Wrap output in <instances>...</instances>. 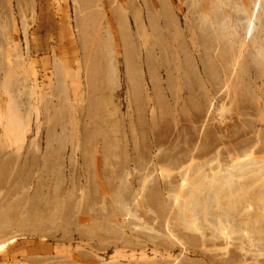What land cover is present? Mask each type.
Segmentation results:
<instances>
[{
    "label": "rangeland",
    "instance_id": "rangeland-1",
    "mask_svg": "<svg viewBox=\"0 0 264 264\" xmlns=\"http://www.w3.org/2000/svg\"><path fill=\"white\" fill-rule=\"evenodd\" d=\"M183 2L0 0L5 37L11 39L8 67L25 78L31 92L22 94L19 127L7 113V93L0 92V229L43 234L18 239L0 251V263L35 264L37 256L43 259L39 264H264V113L244 108L253 88H263L264 99L261 82L243 80L236 91L243 105L232 102L239 107L233 105L232 119L222 122L232 124L233 153L254 152L232 167V203L224 189L218 198L223 203L218 206L213 199L210 205H215L205 208L214 188L203 187L201 205L191 210L183 197L187 186H194L190 158L178 167H160L161 153L176 157L184 146L187 150L182 124L195 126L190 130L196 141L190 144L193 152L199 149L202 128L218 124L216 118L193 124L169 112L174 88L166 82L167 22L173 19L187 34L191 13ZM139 30L146 34H137ZM15 44L23 56L19 67L12 65ZM187 59L183 65L191 68ZM5 60L6 67L10 60ZM155 81L164 96L155 93ZM218 88L219 94L225 90ZM152 111L156 119L150 117ZM145 147H150L151 163L141 158ZM223 147L216 144L205 156L196 152L194 160L213 159ZM34 203L37 209L26 211Z\"/></svg>",
    "mask_w": 264,
    "mask_h": 264
},
{
    "label": "bare ground",
    "instance_id": "bare-ground-1",
    "mask_svg": "<svg viewBox=\"0 0 264 264\" xmlns=\"http://www.w3.org/2000/svg\"><path fill=\"white\" fill-rule=\"evenodd\" d=\"M205 1L206 2H204L203 0H184V2H185V3L183 2L184 4H186V2H187L188 13L189 14L191 13V17L189 16V18H188L189 21L186 22V24H187L186 27H188L187 34L185 33L184 30H182L181 28H178L176 26V24H175L176 22H174L173 19L171 21L169 20L170 22H167V24L169 23L168 26L169 25L171 26V30L169 31V34H166L165 48H164V51H165L164 54H165L166 60H167V66L165 67V71L167 73V81L166 82L168 83L169 88H172V87L174 88V91H172L171 95H169V97L172 96L171 98L173 100V101L171 100L172 106H170L171 109L169 110V112L172 115L176 116V119L178 117H180V118L184 117L185 122L187 121L189 123H193L194 121L204 122L206 120L208 121L211 118H216V120L218 122L217 125H211V124L208 125L207 124L204 128H202V131H201L202 132V135H201L202 141L200 142L199 149H197V151H196V152H198L199 156H205L208 152L209 153H210V151L212 152L215 149L216 144L217 145L218 144L224 145L222 150L221 149L215 150L213 159L203 160L205 158H202V160H200V161L197 160V162H196L194 160V157H193V154L195 155L196 152H193L192 150H194V149L190 146V144H193L192 142L195 138L194 131L192 132L190 130H192V127L194 130H196V129L194 128L195 126L192 124H188L189 126L185 127L186 123H184V124H182L181 129H183V131H181V132H183V134H184L183 139L185 141L184 143H186V146H188L187 150L185 149L186 147L184 146L181 149L182 152L180 153V155L179 156L176 155V157H175L174 153H173L174 154V156H173L172 154L171 155L166 154V152H164V153L158 152V153H161L159 160L161 163L160 167L163 169L165 167L168 169L170 167L173 168V167L181 166L182 165L181 162L185 161L184 158H186V157L190 158L189 159L190 160V166H192V167H189V168H190V170L193 171V173H195V174H192L193 175L192 177H194V178L193 179L191 178L190 182L193 181L194 186L188 185L189 180L187 178H185L187 173L184 175L183 174H181V175H182V180L186 181L188 183L187 184L188 186H187L185 192H183V193H185V195L183 194V197L186 198V204L185 205H187V204L191 205V210L193 208H196L195 206L201 205L202 202H201V199L199 198L200 197L199 192H201V190L203 191V187H205V188L213 187L214 188V195H210L209 197L206 195L208 197V199L205 202L206 204L203 205L205 208L209 207L210 202H211V204L213 203L212 202L213 199L218 200V198H220L221 196L223 197V195H221V196L219 195V191H222L224 189L226 192H228L227 194L226 193L224 194V196H226V198H227V201L231 200L230 199L231 197L228 194L232 193V167L237 163L236 160L238 158L244 157L247 155H251L252 153L254 154V152H252L251 150H246V149H245L246 151L245 150L243 151L241 149L240 151L241 152L243 151L241 156L238 154L239 151H237L236 153H233V151H232V124L228 125L229 124L228 123L227 125L223 126L222 122H224L223 120L226 117L232 119V109L235 110L234 107H237L238 105H240V106L243 105L240 103V101H242L240 94L238 92H236L240 88V85L242 84L243 80H245V81H246V79L248 81L253 80V84H254V82L256 84V82L258 80L259 82H261L260 83L261 87L264 85V12H263L264 0H205ZM167 3H169V2L167 1ZM162 4H164V1H162ZM165 4H166V2H165ZM117 10H118V13L124 15L122 9L119 10V8H118ZM170 10L171 9L169 6V11ZM167 11H168V9L166 10V12ZM169 11L167 14H169ZM120 14H118V15L120 16ZM170 14H171V11H170ZM8 15H9V13H8ZM172 15H175V14H171V17H172ZM11 18H12V16H11ZM121 18H122V16H121ZM121 18L119 17L118 19H121ZM169 19H171V18H169ZM2 20L0 18V89H1L0 92L4 91L5 93H7L6 94L7 95V101H6L7 104H5L6 110H7V113L11 117L12 116L15 117V120H17L16 121L17 122L16 125H17L18 122L23 123V121H24V119H23V121H22V119H20V117H22L23 115L20 112L19 113L22 116L18 113V111L23 110V109L19 108V107H22L24 105V104H22L21 106L19 105V103L21 102V99H22V94L30 95L31 92L29 93L28 92L29 90L26 89L27 84L25 83V81H26L25 78L23 76H19L21 74L18 75V73H16V71H15L16 69H14L12 67H8V65L11 66V59L8 58L9 54H10L9 53V51H10L9 47L11 45V42H10L11 39H9L10 41H8V38L6 39V37H5V35H7L5 32L6 26L4 24H2ZM123 20H125V19H123ZM7 29H9V28H7ZM22 31H23V29H22ZM141 32L144 35L146 34L145 31L143 32V30H141ZM141 32L139 30V33L137 32V34H141V36H143ZM142 39H143V37H142ZM245 41H246V45H245L246 47L244 49H242L241 48V47H243L242 44H244L243 42H245ZM249 41H251L250 43L254 44L253 48L250 47L251 44L249 43ZM108 43H110V42L108 41ZM6 44H7V46H6ZM18 46L15 44L14 48H12L15 50V52H14V50H13V52H14V57L16 58V60H14V59L12 60L13 61L12 62L13 67H19L22 64L21 61H22L23 56H22V53L20 52V48H18ZM5 59L10 60V62H7V66H6L7 68L4 66V62H2L3 60L6 61ZM186 59L188 61V64L190 63V66H192L191 68H188V67L183 65V62ZM53 65L55 66L54 63H53ZM10 68H12V69H10ZM233 69L235 70L234 74H232ZM251 71H254V73L253 72L251 73ZM115 72H116V67H114V64H113L111 66V71L109 74L110 76H108V77L112 78L111 80H114ZM55 73L58 74L59 71L56 70ZM22 75H24V74H22ZM153 76L155 78V75H153ZM251 82L249 84H251ZM155 83H156V81H155ZM219 85H221L222 87L223 86L225 87V90L223 92H221V94H219L220 93L219 88H218ZM154 86H155V84H154ZM157 86H156L157 88L155 89L157 91L155 93L160 94V96L163 95L164 93L161 94V90H163V89H162V85L160 84V82H159V84H157ZM159 87H161V88H159ZM221 89H224V88H221ZM262 89L259 91V87H257V88H253L254 91L253 90L250 91V93H251L250 99H252V100L249 101L250 102L249 105L246 104V107H244V108H246V112H249V111L252 112L253 111L257 114L259 113L260 115H263V113H264V99H263ZM171 90H169V91H171ZM63 92H62V94H63ZM240 93H242V92H240ZM158 94H157V96H158ZM260 98H262V101H260ZM61 101H63V100H61ZM237 101H238L237 106H236V104L235 105L232 104V102L234 103ZM233 105H234V107H233ZM24 108H25V106H24ZM168 109L169 108H167V110ZM165 111H166V109H165ZM165 111H164V113H165ZM9 115H7V117ZM154 115H153V111H152V114L150 117H152L153 119H156V117ZM97 116H99V115H97ZM27 117H28V115H27ZM18 118L21 120V122L18 120ZM7 119H10V118H7ZM172 121H173V118H172ZM6 122H8V120ZM176 125H177V123H176ZM19 126L20 125L18 124V127ZM180 126H181V124H180ZM177 131H179V129ZM18 132L19 131H17V133ZM201 132H199V133L201 134ZM141 133H142V131H141ZM178 134H179V132H178ZM15 138L16 137H14V139ZM166 139H164L162 137L163 142H166ZM159 140H160L159 137L155 138V140H154L155 145L158 144ZM168 140H169V138H168ZM180 141H182V138L180 139ZM175 144H177V143H175ZM2 145H3V143H2ZM164 145H162V147ZM147 146H149V144ZM160 146H161V144L157 148H160ZM174 147L176 148V145ZM149 148L150 147H148V149H147L145 147L146 151L143 150L142 154H141V156H142L141 158H143V160L145 162H147V160H148L147 159L148 158L147 157V152H148L147 150H149ZM163 148L166 150L168 147L167 148L163 147ZM164 149H163V151H164ZM138 153H140V152H138ZM232 154H234L235 156L232 157ZM139 156H140V154H139ZM252 156L253 155H251V157ZM191 157H193V158H191ZM251 159L255 160L253 158H251ZM191 160H193L195 162H193V161L191 162ZM148 161H150V163L152 162L151 160H148ZM209 161H211V163H208ZM241 161L242 160H240V162ZM137 163H138V161H137ZM156 165H157V163H156ZM144 167H145V165H144ZM237 167H235V168H237ZM179 186H182V184L180 183ZM182 188L185 189V186ZM208 191H209V189H208ZM151 196H152V194H151ZM153 196H154V194H153ZM149 200H151V199H149ZM175 200H177V199H175ZM29 202H31V201H29ZM214 202H216L218 206H219V204L223 203V202L221 203L220 200L214 201ZM36 203H34L33 205L31 204L32 206L26 205L28 207V208H26V211H28V209H31L32 211L35 210V208L37 209ZM214 205L215 204L210 205V206H214ZM187 206H185V209L187 208ZM177 208H178V206H177ZM220 209L223 211V214L224 213L228 214V212L226 213V210H223L222 207ZM194 214H196V213H194ZM204 214H205V212H204ZM30 216H32V215H30ZM195 217H196V215H195ZM226 217H228V216H225V218ZM182 218H184V217H182ZM34 220L36 221V219H34ZM19 225H20V223H19ZM5 228H7V227H5ZM9 230L10 231L7 232V231H5V229L4 230H2V228L0 229V251L7 249V247L11 248V246H13L15 244V242H17L18 239H22L25 237H35V236L43 235L41 233H38V231L32 232L33 230L28 232V233L22 232V231L16 232L17 230L14 231L15 228L12 231H11V229H9ZM34 230H35V228H34ZM42 237L44 239V236H42ZM28 244H30V243H28ZM24 257H26V256H24ZM36 257L33 258L32 263L34 262L35 264H37V263L39 264V262H41L43 260L42 259L43 257L41 258L42 259L41 261L36 260L35 259ZM50 257H52V256H50ZM99 258L101 259V257H99ZM26 259H28V258L26 257ZM26 259H24V260L26 261ZM1 262H3V260ZM101 262H103V261H101ZM0 264H2V263H0Z\"/></svg>",
    "mask_w": 264,
    "mask_h": 264
}]
</instances>
